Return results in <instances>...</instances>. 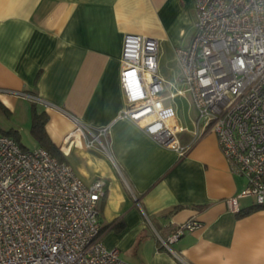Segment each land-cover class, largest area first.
<instances>
[{
	"label": "crops",
	"instance_id": "1",
	"mask_svg": "<svg viewBox=\"0 0 264 264\" xmlns=\"http://www.w3.org/2000/svg\"><path fill=\"white\" fill-rule=\"evenodd\" d=\"M194 21V0H0V106L8 118L0 129H16L21 141L33 101L46 111V131L75 173L105 179L101 240L131 264H264V207L251 196L238 197V212L227 205L246 179L216 134H201L180 155L119 115L124 34L156 37L159 74L182 87L174 49L189 43ZM175 106L186 127L179 139L190 143L192 122ZM83 125H108L112 158L86 146ZM187 220L197 224L169 247L160 242Z\"/></svg>",
	"mask_w": 264,
	"mask_h": 264
},
{
	"label": "built area",
	"instance_id": "2",
	"mask_svg": "<svg viewBox=\"0 0 264 264\" xmlns=\"http://www.w3.org/2000/svg\"><path fill=\"white\" fill-rule=\"evenodd\" d=\"M194 9L193 35L174 49L182 87L159 74L156 37L124 34L119 115L180 155L213 131L231 168L246 179L227 198L229 208L240 211L239 196L264 207V0H194ZM176 95L188 96L195 110L190 143L179 139L186 127L176 106L164 102ZM83 128L86 146L112 158L108 125ZM105 192L104 178L85 182L67 160L0 133V264H131L101 240L98 202ZM196 224L187 220L160 242L169 247Z\"/></svg>",
	"mask_w": 264,
	"mask_h": 264
},
{
	"label": "trees",
	"instance_id": "3",
	"mask_svg": "<svg viewBox=\"0 0 264 264\" xmlns=\"http://www.w3.org/2000/svg\"><path fill=\"white\" fill-rule=\"evenodd\" d=\"M34 102L35 101H33L31 108V124L29 128L32 137L34 138L37 146H42L46 148L52 155L57 157L59 160H66L59 146L54 141H52V139L50 138V136L46 131L45 124L48 118L46 111L38 110ZM0 133L13 137L23 148H27L19 140V133L16 129L14 128L3 129V130L0 129ZM254 206L256 207V205ZM102 228L103 226L101 225V229Z\"/></svg>",
	"mask_w": 264,
	"mask_h": 264
},
{
	"label": "rangeland",
	"instance_id": "4",
	"mask_svg": "<svg viewBox=\"0 0 264 264\" xmlns=\"http://www.w3.org/2000/svg\"><path fill=\"white\" fill-rule=\"evenodd\" d=\"M174 105L176 103H180L182 105V109H180L181 116H183V119L186 125H190L191 119L194 116V109L192 105L190 104L188 96H181L177 97L176 99L173 100ZM2 114V115H1ZM8 118L4 115L3 108L0 106V125H2V121L7 120ZM20 137H21V143L30 148L35 146V140L32 137L30 130H29V125L22 124V128L20 129Z\"/></svg>",
	"mask_w": 264,
	"mask_h": 264
}]
</instances>
